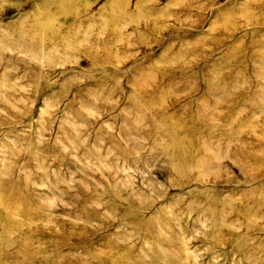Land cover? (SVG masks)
<instances>
[{
    "label": "rangeland",
    "instance_id": "1",
    "mask_svg": "<svg viewBox=\"0 0 264 264\" xmlns=\"http://www.w3.org/2000/svg\"><path fill=\"white\" fill-rule=\"evenodd\" d=\"M0 264H264V0H0Z\"/></svg>",
    "mask_w": 264,
    "mask_h": 264
}]
</instances>
